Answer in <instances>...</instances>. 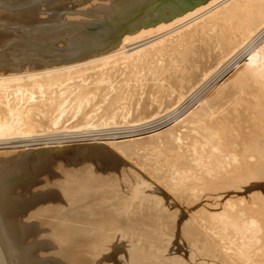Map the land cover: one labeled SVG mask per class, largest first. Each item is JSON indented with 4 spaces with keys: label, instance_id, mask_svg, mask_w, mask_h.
I'll return each instance as SVG.
<instances>
[{
    "label": "bare ground",
    "instance_id": "obj_1",
    "mask_svg": "<svg viewBox=\"0 0 264 264\" xmlns=\"http://www.w3.org/2000/svg\"><path fill=\"white\" fill-rule=\"evenodd\" d=\"M75 1L79 5L90 0ZM101 1L91 7H66L65 0H0V18L25 23L45 37L44 41L37 40L18 29L0 42V71L7 69L5 74L0 72V253L5 262L48 264L44 260L49 255L41 252L43 239L38 241V236L65 224L38 214L49 197L70 196L72 192L69 186L54 191L33 188L37 175L49 162L70 152L106 160L107 153H112L109 148L125 158L129 149L146 142L145 147L152 152L144 156L143 152L136 168L131 169V193L125 201L121 198L122 205L117 204L115 211L126 224L135 226L155 215L160 219L156 220L160 222V235L166 234L163 228L168 222L176 230L166 234L164 241L161 238L158 244L153 242V247V239L148 238V247L156 253H141L151 258L142 257L145 263L140 264H264V0ZM64 8L68 14L56 12ZM39 10L47 13L36 14ZM87 15L105 19V28L87 32L81 23H61L64 18L79 20ZM241 16L243 21L248 19L243 28H229L223 42L218 36L219 27L225 28L231 17ZM191 26L194 30L189 35L185 30ZM187 38L193 49L204 51L203 58L198 56V63L192 61L190 67L195 54L183 55L189 68H185L174 92L167 90L162 96H153V85L158 80L156 66L153 69L152 65L154 54L170 52L168 44L175 46ZM173 56L172 60L179 62ZM118 58L124 66L104 104L91 107L96 85L82 81L69 91L70 96L55 115L46 114L50 97L43 95V88L58 81L55 71ZM113 71L107 70L109 74ZM165 73L167 77V70ZM23 78L27 81L21 83ZM138 78L142 79L139 90L138 83L136 89L133 86ZM166 81L170 82L169 77ZM123 88L135 89V93L123 96V92L117 107L108 109L106 104ZM66 91V86L57 90L59 95ZM150 98L152 106L139 109ZM71 116L74 120L66 124ZM94 117L100 120L94 122ZM163 117L159 124L146 127ZM119 123L125 124L126 130L100 132L116 129L122 125ZM138 126L142 128L136 129ZM62 131L64 135L77 132L82 137L96 132L102 136L70 142L72 139L57 136ZM10 139L17 142L11 143ZM5 147L10 148L2 149ZM87 179L86 187L92 194L104 189L93 173ZM132 197L145 201L131 202ZM148 231L152 237L153 230ZM119 241L106 242V249L95 260L103 261L102 256L110 253L106 258L110 264L132 262V242ZM189 251L199 253L198 258ZM118 257L123 259L121 263L115 261Z\"/></svg>",
    "mask_w": 264,
    "mask_h": 264
},
{
    "label": "rangeland",
    "instance_id": "obj_2",
    "mask_svg": "<svg viewBox=\"0 0 264 264\" xmlns=\"http://www.w3.org/2000/svg\"><path fill=\"white\" fill-rule=\"evenodd\" d=\"M100 1L101 0H97V1L90 0L88 2L81 3L78 5V4H75V2H76L75 0H65V4H66V7H89V5L91 7V4H93L95 2H100ZM105 1L107 2L108 0H102L101 2H105ZM42 5H43V3L40 4V7H43ZM43 12L44 11L39 10L36 12V14L41 15V13H43ZM56 12H58L60 14L62 13L61 15H65V14H68L69 11L65 10V8H64V9H61V10L56 11ZM44 13H47V12L45 11ZM80 15L83 16V14H80ZM82 16H78V17H82ZM94 18H96V19H94ZM242 18H243V16H241L240 18H237V17L232 18L231 17L229 20L230 23L227 22L228 24L226 23L225 28H224V26L219 27L218 36L221 38V40L223 42L226 39L225 37H227V35H228V29L229 28H235L236 26L238 28L239 27L243 28V26L247 22L246 20H248V19H244V21H243ZM244 18H247V17H244ZM64 19L61 20V23H64V24L70 23V22L81 23L85 27V30L87 32H98L101 29L105 28V26H106L105 25L106 24L105 19H101L100 17H94L92 15H87L86 19L85 18L79 19V20H74V19L73 20L72 19L66 20L65 19V21H64ZM237 21H238V25L236 23ZM240 24H242V26ZM194 26H196V25H194ZM194 26H191L190 27L191 29L190 28L186 29L185 32H189V35H190V33L194 30ZM18 29L19 30L21 29L19 33H21L22 35H27V36L33 37L37 40H42V41L45 40L44 35H42L41 33L39 34L38 32H34V30L32 31V29L29 28L27 26V24L9 22L8 18L4 17V18H0V31L4 34V36L0 34V42H1V39H4L3 37H5V35H7L11 32L17 31ZM221 32H222V34H221ZM43 37H44V39H43ZM179 43H177L175 45L177 47L171 46V45L169 46V44H168V49L170 48V52H168V50H167L166 52H164L167 55L164 53L163 54L168 56L167 59L169 61L166 59V56H165V58H163V56H164L163 54L159 55V54L155 53L156 55L160 56L161 65L159 64L160 60H159L158 56H156L154 54V57H153L154 59L152 60L153 61L152 65H153V69H154V66L157 67V68L155 67V69H154V72H156L155 73V80H157L156 76L158 78V80L155 81L158 84L154 83L155 85H153V89L155 88V91H156L155 92L153 90L154 91L153 96H155V97H156V95L157 96L158 95L159 96L164 95L167 92V90H168V92H171V91L174 92V89L176 87V83H178V81L181 80L180 78H182L183 75H185V73H183V72H185L189 68L188 65L185 64V63H187V61L184 60V56L186 54L189 55V54H192V52H193V54H195L194 56L191 55L193 59L192 58L190 59V61H191L190 63H192V61H193V63H195V65L198 63V60L203 58V56H204V51H201L199 49H193V47L191 45V40L189 38H187V41L186 40H185V42L180 41ZM190 47H191V49H190ZM175 48H177L178 50ZM187 49H189V51ZM195 50H197L196 53H195ZM202 53H203V56H202ZM173 54L176 55L175 58H177V60L179 59L178 60L179 62H176L174 59L172 60ZM180 54H181V58H180ZM161 55H162V58H161ZM182 56H183V58H182ZM198 56H199V59H198ZM173 58H174V56H173ZM154 60L156 61L157 64H159V66H157V64L155 63ZM196 61H197V63H196ZM163 62H164V64H163ZM183 63L187 67H184ZM193 63L190 64L189 66L192 67ZM175 64H177V65L175 66ZM123 66H124V64L120 63L119 58H118V59H114L112 61H109V63H107V62L106 63H100V62L90 63L88 65H85L84 67H78V68L73 67L70 69H63L62 71L61 70L55 71L54 73L57 74V76L59 75L58 81H56L55 83H52V84L48 85L47 87L43 88L45 90L43 95L46 94L48 97H50L48 105L45 108L46 114L49 116L55 115L58 112L59 108L61 107V104H63V102L66 99H68V96H70L69 91L77 88V86H78L77 83H80L82 81H84L86 84L91 82V83H94L96 85L95 86L96 90L94 89L95 93L94 92L91 93V95L93 96V101L91 103V107L96 108V107L104 104L108 95L110 94V92L112 90L113 82L115 81L116 76L119 74V72L121 71ZM166 66L170 67V68H168L169 70L167 69ZM171 66H174L175 68L172 69ZM178 66H179V68H178ZM109 68L114 69L112 74H109L107 72V70ZM162 68H164V69L162 70ZM185 68H186V70H185ZM3 69H5V70H2V68H1L2 71H0V72H3V71L7 72L6 68H3ZM171 69L174 71H171ZM25 70L22 69V72ZM166 70H167V77H166V73H165ZM176 71L178 72V75H177ZM180 71H182V72L179 73ZM5 72H3L1 74H5ZM168 72H169V74H168ZM211 73L213 74V72H211ZM49 74H51V73H49ZM49 74H45V76H49ZM159 76L160 77L165 76V77L160 78ZM177 76L178 77L180 76V77L178 78ZM168 77H169L170 82L166 81V80H168ZM170 77H171V79H170ZM174 78H175V82L173 81ZM176 78H177V81H176ZM95 79H97V80H95ZM164 79H166V80L164 81ZM139 80H140V82H139ZM141 80L142 79H139V78L135 80V82L137 81L136 83L134 82V85H133L135 87V89L137 87V83L138 84L141 83ZM26 81H27V79L23 78L21 83L22 82L24 83ZM162 82L163 83L169 82V84L168 83L163 84L166 86L168 85L167 87L166 86L164 87L163 85H162V87L161 86L159 87V84L161 85ZM173 82L175 85L173 84ZM141 84H139V86L137 87L138 90L141 88L140 87ZM62 86H66L67 91L64 92L62 95H59L57 90L59 88H61ZM124 86L126 87V85H124ZM126 88H128V87H126ZM126 88H123V90H121L122 94L118 92L119 94H116L111 98V100L106 104L108 109L117 107L119 99H121L123 96H127V95L130 96L129 93H131V95H133L135 93V91H134L135 89L131 88V90H129L130 89L129 88L128 89L130 91L129 92ZM162 88H164V90ZM25 90H30V89H25ZM124 90L128 91V92H125ZM164 91H165V93H164ZM123 92L125 93V95H123ZM162 93H164V94H162ZM10 97H12V95H10ZM149 100H148L149 102H147V105L141 106L139 109H141V108L142 109H148V107L152 106L151 98ZM148 104L149 105L151 104V105L149 106ZM185 104L186 103H184L183 106ZM126 105H127V103H126ZM70 112L67 115H70ZM71 117H69L71 119H69L68 121L65 122L66 124L71 123V121L74 120L73 116H71ZM153 117H155V116H152V118ZM150 118L151 117H148L147 119H150ZM164 119H165V117H163L162 119H158V120H154L152 122H149L146 125V127L159 124ZM93 120H94V122H97L100 119L98 117H94L92 119V121ZM119 124H122V123H119ZM124 125L122 124L121 126H119L120 128L117 127L116 129H113V130L109 129L108 131L107 130H101L100 132L106 133V132H110V131L111 132L124 131V130H126L125 128H123ZM140 127L142 128V126H138V127H136V129H138ZM118 128H119V130H118ZM62 132L63 133H61L57 136H59V137L64 136L66 139H69V140L72 139L70 142H84V141L89 140V139L79 140L82 137L83 138H90V137H95V136H99V135L102 136L101 134H96V132L88 133L91 135H85L82 137L79 136L77 132H76L77 135H76V133H70L71 135L68 133L69 134L68 135L66 132H65L66 134L64 135V131H62ZM103 136H104V134H103ZM105 136H107V135H105ZM49 138L50 137H48L46 139L49 140ZM15 140L10 139L9 141H12L11 143H16L17 141H15ZM24 140H26V139H24ZM139 144L135 145V146L139 147ZM143 144H144V147H143ZM147 145L148 144L146 142H141L139 148L134 147V148L129 149L130 152L132 151L131 152L132 154L130 152H128V149H127L128 155L124 156L125 158H123L122 155H120L119 153H117L114 150L109 148V150H111L112 153H107V159L106 160L100 159V158H95V157L83 158L81 155L78 156V155L74 154L73 152H70V153L65 154L61 158L59 157V158L49 162L47 168H44L37 175L36 181L33 183L34 189L41 190V191H45L46 189H48V190L54 191V189L55 190L61 189L62 186H69L71 188V191H72L70 196L69 195L67 196V194H66V196H65L66 198L64 197V195L61 196L59 194L51 196L46 200V202L44 204L41 205L43 208V212L41 214H38L39 216H47V219L50 221L52 220V221H57L58 223H64L65 224V225H62L61 227L53 230L52 232L50 231L51 233L48 232V233L42 234L41 236H38V238H39L38 241L43 239V245H42L43 248L40 249L41 252H46L49 255L48 259H45L44 262H47L48 264H63V263H66V264H95L96 262H97V264H108L109 261L106 262V260H107L106 258H108L110 256V253H106L104 257L102 256V259H104L103 261L101 260V258L99 259L101 261H99L98 259L95 260L97 254L101 253L104 249H106V242L111 244V242L113 240V242L115 241V243L118 244L121 242V241H119L120 239H124V240H129L132 242V245L134 247V249H133L134 255L132 257L134 258V260L132 262H129V263H124V262L121 263L123 261V259L121 257H118V258H115V261L118 263H121V264H140L143 261H144L143 263H145V260H143V258L150 259L151 256L148 255L149 257H147L146 255H143L141 253H143V252L144 253H146V252L147 253H156V249L151 250V248L148 247L149 246L148 243L150 242L149 239L150 240L153 239L152 242L150 243V247H153V242L158 244L159 242L162 241L163 238H166L167 235L168 236L172 235L173 232H175L176 228L174 230L173 224L171 222H168L167 224H164V226L166 228L165 227L163 228V230H165L167 235L166 234L160 235L161 232L158 231V229L160 227L158 225L160 222H157L160 219L157 217L159 219L158 220L155 215H153L154 217H149L148 219L146 218V219H143L142 221H140L141 226H139V225L135 226V225L131 224L132 226L135 227V229H134V227L132 229V226L126 224L124 219L121 217V215L120 216L117 215V213L115 211V208H117L119 205H122L121 201H125L128 198V195L131 193L132 187L128 186V185H131L133 183V181H131V179L133 177V175L131 173V169L136 168L135 164L137 162H139V161H137V160H139V157L142 158L144 156V154L146 155V153H148V155H149L152 152L151 148L145 147ZM157 147H158V145H157ZM9 148L10 147H5L2 149H9ZM134 149H135V152H134ZM147 149L149 151H147ZM139 153H140V156H139ZM129 155H131V156L133 155V157L130 156L131 157L130 160H128L130 158ZM134 156H135V158H134ZM189 163H191V162L189 161ZM88 169H90V170H88ZM92 173L101 179V182H102L101 188H104L103 190L101 189L100 192L99 191L97 192L99 194H95V195L92 194V192L90 190H88V188L86 187V183L88 180L87 178ZM129 173H131V174H129ZM107 174H109V175H107ZM109 179L113 180L115 183ZM62 182H63V184H62ZM65 182H66V184H65ZM107 186H108V188H107ZM97 189H100V187H98ZM101 193L104 195H102ZM113 193H114V195H113ZM107 194L110 195V198H109V195H107ZM99 196H101L103 199ZM77 197L80 198V200H81L80 202L78 201L79 199H77ZM114 197H115V199H114ZM121 198H122V200H121ZM101 199H102V202H101ZM144 199L145 198H134V197H132L129 200L131 202H138L139 203L141 200H144ZM111 200H112V202H111ZM117 200H119V201H117ZM113 202L115 205L113 204ZM98 204H99V206H98ZM117 204H118V206H117ZM72 207H73V210H72ZM82 207H83V209H85V208L86 209L83 210ZM163 220L166 223V220L165 219H163ZM105 221H106V223H105ZM154 222H155V225H154ZM149 223L151 224V226ZM156 223H157V225H156ZM80 224H82V225H80ZM115 225L116 226L118 225L117 229H116ZM126 225H127V227H126ZM153 225L156 228L153 227ZM160 225H161V227L163 226L162 224H160ZM66 226H69L71 228L69 229ZM110 226L113 228L111 229ZM128 226H129V228H128ZM142 226H144V227H142ZM88 227L90 230L88 229ZM107 227L108 228L110 227L109 230L107 229ZM130 227H131L132 231H131ZM141 227L143 230L140 229ZM127 228H128V230H126ZM86 229H88V232L90 234L86 231ZM139 229L142 231H139ZM155 229L158 232L154 233ZM124 230H126V231L124 232ZM148 230H151V231L153 230L152 231L153 232L152 237L150 236L151 233H149L150 231H148ZM146 231H147V233H146ZM114 232H118L119 235H117ZM142 232L145 236L142 234ZM157 233L160 235V237H158ZM65 235L69 238L64 237ZM95 235H96V237H95ZM122 235L124 237L126 235V239ZM76 236H78V237H76ZM110 236H112V237L110 238ZM121 236H122V238H121ZM131 236L133 239L129 238ZM136 236L140 237V238L142 236V238L141 239L138 238V240L139 239L140 240L137 241ZM115 237H118L119 240H116ZM145 238H147V239L149 238V239L148 240L146 239L147 240L146 241ZM104 239L105 240L108 239V240L104 241ZM143 239H144V242H143ZM101 240H102V242H101ZM157 240H159V242H157ZM97 241H99V242H97ZM163 241H164V239H163ZM77 246H79V247L77 248ZM140 246H141V248H140ZM138 247L140 248L141 252L139 251ZM145 247H148L149 249L145 248ZM188 253H191V254L195 253L194 255H196V257L199 256V253L194 252V251H192V252L189 251ZM193 261H194V259L191 258V263Z\"/></svg>",
    "mask_w": 264,
    "mask_h": 264
},
{
    "label": "water",
    "instance_id": "obj_3",
    "mask_svg": "<svg viewBox=\"0 0 264 264\" xmlns=\"http://www.w3.org/2000/svg\"><path fill=\"white\" fill-rule=\"evenodd\" d=\"M0 264H7L0 253Z\"/></svg>",
    "mask_w": 264,
    "mask_h": 264
}]
</instances>
